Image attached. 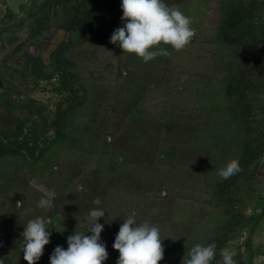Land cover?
Returning a JSON list of instances; mask_svg holds the SVG:
<instances>
[{
  "label": "rangeland",
  "instance_id": "obj_1",
  "mask_svg": "<svg viewBox=\"0 0 264 264\" xmlns=\"http://www.w3.org/2000/svg\"><path fill=\"white\" fill-rule=\"evenodd\" d=\"M121 2L27 0L0 22V264H27L24 226L45 216L37 264H50L69 236L91 235L97 208L104 264L133 212L159 227V264L198 243H215L211 264L226 247L264 264V0H164L195 36L147 63L110 42ZM232 159L241 170L221 178Z\"/></svg>",
  "mask_w": 264,
  "mask_h": 264
},
{
  "label": "clouds",
  "instance_id": "obj_2",
  "mask_svg": "<svg viewBox=\"0 0 264 264\" xmlns=\"http://www.w3.org/2000/svg\"><path fill=\"white\" fill-rule=\"evenodd\" d=\"M121 8V19L126 23L114 31L110 42L118 44L123 53L134 54L145 63L160 55H170L169 47L175 51L183 50L195 36L190 17L164 0H122ZM240 170L238 160L232 159L219 175L229 179ZM54 196V192L45 191L38 207L51 211ZM93 204L100 205V199H94ZM16 206L22 207L23 201L17 202ZM89 215L87 232L91 235L75 232L69 236L67 249L57 246L50 256V264H104L108 259L106 246L101 241L104 226L98 222L105 211L97 208ZM135 216L133 212L123 220L115 237L113 248L119 252L117 264H159L165 251L160 229L147 221L137 223ZM51 224L52 218L45 216L29 220L24 226L22 251L27 264H37L44 254L45 246L50 243ZM235 255L230 248L220 250L222 264H236ZM215 257V243H198L191 248L183 264H211Z\"/></svg>",
  "mask_w": 264,
  "mask_h": 264
},
{
  "label": "crops",
  "instance_id": "obj_3",
  "mask_svg": "<svg viewBox=\"0 0 264 264\" xmlns=\"http://www.w3.org/2000/svg\"><path fill=\"white\" fill-rule=\"evenodd\" d=\"M26 2L27 0H0V22L6 18L9 11L13 14L20 12Z\"/></svg>",
  "mask_w": 264,
  "mask_h": 264
},
{
  "label": "water",
  "instance_id": "obj_4",
  "mask_svg": "<svg viewBox=\"0 0 264 264\" xmlns=\"http://www.w3.org/2000/svg\"><path fill=\"white\" fill-rule=\"evenodd\" d=\"M5 87L4 82L2 78L0 77V89H3Z\"/></svg>",
  "mask_w": 264,
  "mask_h": 264
},
{
  "label": "trees",
  "instance_id": "obj_5",
  "mask_svg": "<svg viewBox=\"0 0 264 264\" xmlns=\"http://www.w3.org/2000/svg\"><path fill=\"white\" fill-rule=\"evenodd\" d=\"M9 14H11V15H12V13H11L10 11L8 12V15H9Z\"/></svg>",
  "mask_w": 264,
  "mask_h": 264
}]
</instances>
